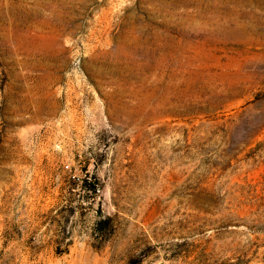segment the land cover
<instances>
[{
  "label": "rangeland",
  "instance_id": "374dc122",
  "mask_svg": "<svg viewBox=\"0 0 264 264\" xmlns=\"http://www.w3.org/2000/svg\"><path fill=\"white\" fill-rule=\"evenodd\" d=\"M0 264H264V0H0Z\"/></svg>",
  "mask_w": 264,
  "mask_h": 264
}]
</instances>
